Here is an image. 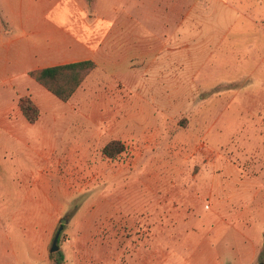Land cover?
<instances>
[{"label": "rangeland", "instance_id": "1", "mask_svg": "<svg viewBox=\"0 0 264 264\" xmlns=\"http://www.w3.org/2000/svg\"><path fill=\"white\" fill-rule=\"evenodd\" d=\"M162 3L184 6L182 32L139 33L154 56L136 59L122 79L96 65L85 89L68 102L52 95L25 141L8 144L0 264H128L130 251L115 263L113 239L136 232L124 219L143 172L197 171L193 156L209 145L264 168V0ZM112 141L125 150L107 158Z\"/></svg>", "mask_w": 264, "mask_h": 264}, {"label": "crops", "instance_id": "2", "mask_svg": "<svg viewBox=\"0 0 264 264\" xmlns=\"http://www.w3.org/2000/svg\"><path fill=\"white\" fill-rule=\"evenodd\" d=\"M142 1L0 0L3 169L8 144L24 142V129L31 126L20 98L29 96L41 114L54 102L31 72L90 60L97 70L116 71L122 79L121 71L136 59L155 55L139 33L185 29L183 5L180 13L155 0L157 7L149 10ZM193 160L200 166L197 171L147 170L140 175L127 223L122 215L117 218L136 232L129 238L115 236V263L127 251L128 264L264 263V168L249 170L211 145L198 148Z\"/></svg>", "mask_w": 264, "mask_h": 264}, {"label": "trees", "instance_id": "3", "mask_svg": "<svg viewBox=\"0 0 264 264\" xmlns=\"http://www.w3.org/2000/svg\"><path fill=\"white\" fill-rule=\"evenodd\" d=\"M95 69L96 64L88 60L36 70L31 72L30 76L56 98L68 102ZM19 106L30 124L39 120L40 109L29 96L20 98ZM124 150L125 146L120 141H112L106 145L103 154L107 158H114ZM62 261L63 258L57 260V264H62Z\"/></svg>", "mask_w": 264, "mask_h": 264}, {"label": "water", "instance_id": "4", "mask_svg": "<svg viewBox=\"0 0 264 264\" xmlns=\"http://www.w3.org/2000/svg\"><path fill=\"white\" fill-rule=\"evenodd\" d=\"M63 222H66V220H64ZM60 232L61 230H59L54 238V241H53V247H52V250L51 252L54 253V252H57L59 250L58 248V241H59V237H60Z\"/></svg>", "mask_w": 264, "mask_h": 264}]
</instances>
